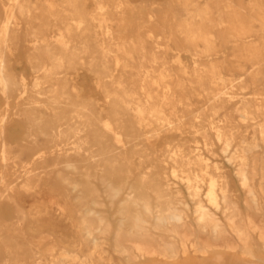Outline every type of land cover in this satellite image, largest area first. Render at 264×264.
Instances as JSON below:
<instances>
[{"label":"bare ground","instance_id":"6f19581e","mask_svg":"<svg viewBox=\"0 0 264 264\" xmlns=\"http://www.w3.org/2000/svg\"><path fill=\"white\" fill-rule=\"evenodd\" d=\"M0 1L8 7L0 20V99L39 113L75 102L65 129L28 130L20 148L0 119V264H178L214 255L264 264V98L225 92V72L243 69L244 59L257 66L250 76L262 74L264 0H166L162 19L150 16L159 32L150 42L119 28L125 20L116 16L129 0H116L114 12L99 2L87 20L64 29H26L30 84L8 45L29 24L16 17L32 15L27 0ZM70 25L98 40L102 59L87 64L96 65L93 90L103 99L90 94L78 103L86 79L64 72L67 54L77 51ZM229 45L239 49L230 55L235 62ZM175 50L200 59L189 70L169 61ZM41 56L46 66H38ZM251 85L258 92L264 80L252 76L238 88ZM46 136L66 140H38ZM216 157L226 165L210 161ZM73 205L78 245L53 242L46 230L28 236L33 223L65 220Z\"/></svg>","mask_w":264,"mask_h":264},{"label":"rangeland","instance_id":"374dc122","mask_svg":"<svg viewBox=\"0 0 264 264\" xmlns=\"http://www.w3.org/2000/svg\"><path fill=\"white\" fill-rule=\"evenodd\" d=\"M116 0H27L28 9L32 15L30 16H21L16 13V17L21 21L28 22L29 24H22L21 28L22 31L19 34L18 38L13 42H9L8 45L10 46V50H12V55L9 56L11 63L18 69L19 75H24L27 84L32 83V73L30 72L29 64H28V57H27V50H28V42L26 38H29V32L26 29H35L37 34H49L47 31L49 29H56V28H66L64 22H70L71 20H87L88 14L94 11L97 8L99 2H105L110 7V11H115L114 4ZM245 4L250 3L252 0H242ZM155 5H152V3ZM165 2L166 0H129L128 3L121 6L120 11L123 12L122 16H116L118 19L125 20V24L120 26L119 28L125 29V36L127 37H141L142 39L150 42L147 38L149 36L153 37L157 35L159 32L156 30L154 24H150V16L151 15H158L160 19L163 17V13L165 11ZM8 7L4 6L0 1V20L5 19V11ZM149 22V23H148ZM85 29H89L90 25H84ZM70 29L73 30L71 35L74 37V43L77 46V51L75 53H68L67 54V63L65 65L64 72L71 76H78L81 79H86V88L85 90L81 91L79 102L81 100L87 102L90 94H93L95 98L99 99L102 98V95L94 93L93 90L95 87L94 84V73L91 72V68L95 67L93 65L90 67L87 64L90 61H99L102 59L99 47L98 40L93 38L87 31L83 33V35H79L80 33L76 32L75 25H70ZM80 36L82 38H80ZM52 44L58 45V43L52 40ZM32 44V43H31ZM86 44L90 47L88 48V52L83 53L82 45ZM153 45L149 46V50L152 49ZM238 47L236 45H229L228 48L225 49L227 52L228 60L230 62H235L230 56L231 54H235L238 51ZM82 52V53H81ZM264 57V49L261 51ZM174 57L171 58L169 61H176L177 59L180 63L187 67L189 70L196 66L194 61L200 59L199 57L192 56L190 52L187 51H173ZM41 60V64L38 66H46L48 64V57L41 56L39 58ZM83 62V64H82ZM243 69H238L237 67H231L225 73V83L227 86L225 92L232 93L231 95L240 98L241 96H245L246 98H264V89H260L258 92L255 91L254 85H251L243 90H239L238 84L241 82H248L249 79L254 76H261L264 80V67L261 69L262 74H252L249 75V72H253L257 66L253 64L249 60H242ZM95 64V63H94ZM233 65L237 66V63ZM235 85V87H231ZM220 92V91H219ZM218 92V93H219ZM24 93V92H23ZM27 93L30 95L31 91L25 93L24 96H27ZM257 93V94H255ZM259 93V94H258ZM96 94V95H95ZM203 100L204 98L201 97ZM75 101V100H74ZM73 102L72 104H74ZM205 102L202 101L200 104L193 107L195 115L199 114V111L203 109ZM71 104V105H72ZM64 106V108H60L55 113H39L32 110H25V106H18L14 98H10L9 102L5 99H0V119L1 117H5L6 121V139L8 141H12L16 143L15 147L20 148L23 145V135L28 130H31L35 133L39 132H50L52 127L62 126L61 128L65 129L66 125L65 122L69 120L68 118L72 116L74 113L72 112L74 106ZM16 113H20L21 116L17 117ZM113 111H109V113L104 115V117H111ZM42 117V121L37 123L33 121L34 117ZM199 120V119H198ZM239 124H243L239 118L236 119ZM257 120L251 121L252 123L256 122ZM32 125L29 127V125ZM248 124V123H247ZM60 128V129H61ZM186 132L193 130L190 128L189 124H186L184 127ZM123 132H127V128L123 129ZM39 141L42 143L47 142H56L62 144V141L66 139H57L51 138L49 136L40 137L38 138ZM174 141L173 143H176ZM160 143V142H159ZM44 144L43 146H45ZM192 146H199L202 147V144H191ZM42 146V144H40ZM65 146V145H64ZM159 148H164L165 145L158 146ZM167 148V147H166ZM210 161H213L215 164L225 166L223 159L221 157L211 158ZM75 205H79V203H74ZM73 205L72 207L67 206L66 213L68 216L65 220L57 221L50 218H47L43 222L33 223L34 231L28 233L29 237L37 238L40 235V232L46 230L52 233L53 237L51 241L57 242L59 244H63L67 247H73L79 244L80 242V232L75 227L77 225L76 219V206ZM20 243H22V237H20ZM49 241V239H48ZM45 243H47L45 241ZM18 254V250L16 251ZM19 250V254H20ZM21 258V256H20ZM232 259L228 257H220L219 255H214L210 257L207 261H182L178 264H230Z\"/></svg>","mask_w":264,"mask_h":264}]
</instances>
